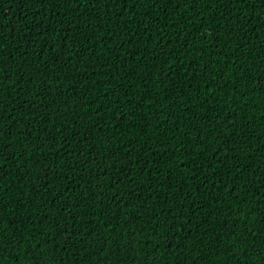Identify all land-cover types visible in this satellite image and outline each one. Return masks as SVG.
I'll return each instance as SVG.
<instances>
[{"label":"trees","instance_id":"trees-1","mask_svg":"<svg viewBox=\"0 0 264 264\" xmlns=\"http://www.w3.org/2000/svg\"><path fill=\"white\" fill-rule=\"evenodd\" d=\"M0 166V264H264V0H0Z\"/></svg>","mask_w":264,"mask_h":264},{"label":"snow or ice","instance_id":"snow-or-ice-1","mask_svg":"<svg viewBox=\"0 0 264 264\" xmlns=\"http://www.w3.org/2000/svg\"><path fill=\"white\" fill-rule=\"evenodd\" d=\"M156 2H157V0H152V3L153 4H156ZM221 2H224V0H221ZM245 2H247V0H245ZM253 2H254V0H253ZM159 54H157V56H158ZM165 75H167L166 73H165ZM135 146L134 145H132L131 147H130V149H129V151L131 152V150H132V148H134ZM0 169H2V166H0ZM0 174H2V173H0Z\"/></svg>","mask_w":264,"mask_h":264}]
</instances>
